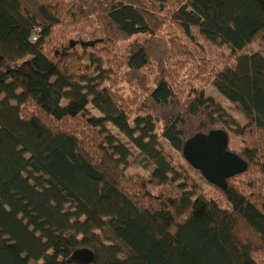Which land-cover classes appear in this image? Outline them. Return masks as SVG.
Returning <instances> with one entry per match:
<instances>
[{
	"label": "trees",
	"instance_id": "16d2710c",
	"mask_svg": "<svg viewBox=\"0 0 264 264\" xmlns=\"http://www.w3.org/2000/svg\"><path fill=\"white\" fill-rule=\"evenodd\" d=\"M199 40L242 122L183 73ZM0 57V264H264V0H0ZM213 130L248 166L224 205L172 158Z\"/></svg>",
	"mask_w": 264,
	"mask_h": 264
},
{
	"label": "rangeland",
	"instance_id": "374dc122",
	"mask_svg": "<svg viewBox=\"0 0 264 264\" xmlns=\"http://www.w3.org/2000/svg\"><path fill=\"white\" fill-rule=\"evenodd\" d=\"M171 29H166L163 34L168 38V33ZM145 37L137 36L133 37L130 40L123 41L121 43L117 44V53L120 56L128 57L132 55L138 47L141 45V43L144 41ZM199 44H201V48H194L190 49V52L192 54V57L188 58L185 67L183 69V73L187 74L189 73V70L191 71V75L195 77L194 82L197 86L204 89L205 94L208 96H212L216 99L217 102H219L222 107L231 114L234 119L237 121L242 122L243 119L237 112L235 111L234 107H232L227 101L222 99V97L216 92V90L211 86L210 81L212 79V76L214 73L220 69L224 63L227 62L225 58V54L227 51H220L217 50L211 46H208L207 44L203 43L202 41H198ZM252 48L254 50H258L260 47L258 45H253ZM223 52V53H222ZM145 76H147V84L151 85V82L153 80V73L150 74V71L143 72ZM117 84L116 87L119 90V94H121L124 97H130L132 98V89L130 87V84L122 77V74H118L117 77ZM105 85L109 84V79H107L104 82ZM140 96L143 97L144 92L140 93ZM64 106H66V103H63ZM88 109L91 111L93 115L98 116L99 113L95 110H91L90 106H88ZM240 147V142L237 139H231L229 138L228 141V150L233 153H238ZM173 155V161L174 166L183 170V172L188 175L189 180L195 184L201 186V190L204 194H206L209 198H213L222 205H224L222 197L220 196V193L218 189L207 182H204L198 175H196L193 170L188 166L187 162L182 159L177 153L172 152ZM128 173L130 175H140L142 177H148V173L144 171L143 169H130L128 170Z\"/></svg>",
	"mask_w": 264,
	"mask_h": 264
},
{
	"label": "water",
	"instance_id": "95a60500",
	"mask_svg": "<svg viewBox=\"0 0 264 264\" xmlns=\"http://www.w3.org/2000/svg\"><path fill=\"white\" fill-rule=\"evenodd\" d=\"M84 45L91 47L94 43ZM228 141L226 131L213 130L208 134L195 135L182 148V156L187 164L200 172L208 184L221 191H225L228 179L245 173L248 167L236 153L228 150ZM93 259L92 252L86 249L77 250L71 257L72 261L81 264H91Z\"/></svg>",
	"mask_w": 264,
	"mask_h": 264
}]
</instances>
